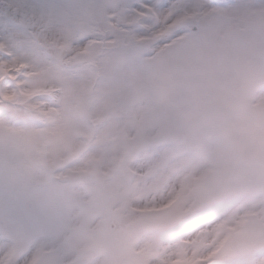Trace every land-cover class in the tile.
I'll return each instance as SVG.
<instances>
[{
  "label": "snow or ice",
  "instance_id": "obj_1",
  "mask_svg": "<svg viewBox=\"0 0 264 264\" xmlns=\"http://www.w3.org/2000/svg\"><path fill=\"white\" fill-rule=\"evenodd\" d=\"M0 264H264V0H0Z\"/></svg>",
  "mask_w": 264,
  "mask_h": 264
}]
</instances>
